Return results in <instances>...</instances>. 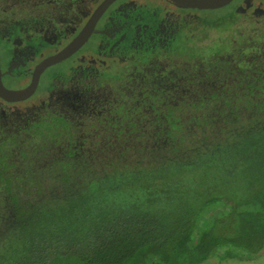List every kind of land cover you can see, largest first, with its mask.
Segmentation results:
<instances>
[{"label": "flooded vegetation", "instance_id": "obj_1", "mask_svg": "<svg viewBox=\"0 0 264 264\" xmlns=\"http://www.w3.org/2000/svg\"><path fill=\"white\" fill-rule=\"evenodd\" d=\"M233 109L264 114V0H0V243L123 149Z\"/></svg>", "mask_w": 264, "mask_h": 264}, {"label": "trees", "instance_id": "obj_2", "mask_svg": "<svg viewBox=\"0 0 264 264\" xmlns=\"http://www.w3.org/2000/svg\"><path fill=\"white\" fill-rule=\"evenodd\" d=\"M104 162L0 243V264H204L264 250V114L167 130ZM138 151V152H137ZM96 175H92V174Z\"/></svg>", "mask_w": 264, "mask_h": 264}, {"label": "rangeland", "instance_id": "obj_3", "mask_svg": "<svg viewBox=\"0 0 264 264\" xmlns=\"http://www.w3.org/2000/svg\"><path fill=\"white\" fill-rule=\"evenodd\" d=\"M92 175H96V174L94 173ZM227 256H231V255L220 253L217 256L207 260L204 264H227ZM234 256L244 258L247 261L246 264H264V254L262 255V257L254 259L251 253L239 250L237 251V253L235 252Z\"/></svg>", "mask_w": 264, "mask_h": 264}, {"label": "crops", "instance_id": "obj_4", "mask_svg": "<svg viewBox=\"0 0 264 264\" xmlns=\"http://www.w3.org/2000/svg\"><path fill=\"white\" fill-rule=\"evenodd\" d=\"M263 254H264V250L261 253L252 254V255H253L254 259H256V258L262 257ZM234 255L227 256V264H246L247 261L244 258L235 257Z\"/></svg>", "mask_w": 264, "mask_h": 264}]
</instances>
